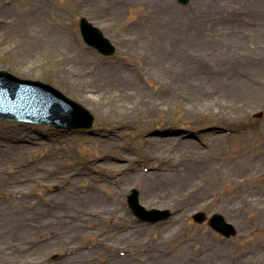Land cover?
Returning a JSON list of instances; mask_svg holds the SVG:
<instances>
[{"label":"rangeland","instance_id":"obj_1","mask_svg":"<svg viewBox=\"0 0 264 264\" xmlns=\"http://www.w3.org/2000/svg\"><path fill=\"white\" fill-rule=\"evenodd\" d=\"M0 5V20H15L0 38V70L53 85L95 118L83 131L0 122V264H264V0ZM80 17L110 40L113 57L82 42ZM183 135L200 155L181 194L171 179L100 183L126 177L129 164L156 165L146 140ZM6 145L22 148L10 159ZM87 176L103 185L92 196L100 199H83L93 192ZM131 190L171 218L139 223ZM198 211L221 215L236 235L194 223Z\"/></svg>","mask_w":264,"mask_h":264},{"label":"bare ground","instance_id":"obj_2","mask_svg":"<svg viewBox=\"0 0 264 264\" xmlns=\"http://www.w3.org/2000/svg\"><path fill=\"white\" fill-rule=\"evenodd\" d=\"M9 0H0L1 4L3 6H5V4L8 2ZM1 5H0V10H1ZM10 11V9H7ZM1 17V16H0ZM15 24V20L12 17H9L8 20H0V38L2 37L5 41L8 40L7 37H3L4 34H7V32H4L6 29L11 28L12 25ZM4 29V31H3ZM125 79H128V75H126L124 77V79H122V82L125 81ZM113 104V103H112ZM116 104V103H114ZM147 104V103H146ZM112 106V105H111ZM122 107L123 109H126V107L124 105H117V108ZM7 133H3L0 132V139L2 137H6ZM191 136V135H190ZM189 135H183L181 137H179V139H169V138H164L161 140H155V139H148L146 140V144L145 145V151L143 153V155L148 159V160H152V164L153 163H157L156 165H152L151 168L150 166L148 167V169H144V168H139L138 166L129 164L128 167L125 169V171H127V176L124 178H119L116 179L115 181L111 178H104V179H100V183L102 181V183L104 185H109V184H114L116 185H121L124 182L127 181V183H140L143 182L145 184H147V187L149 188L151 186L150 183H154L155 182V186H159L160 182L162 180L161 184L166 183L165 180H169L171 179L172 182H174V188L178 191L179 194H181L184 188V180H185V176H183V174L186 172V169H190L188 171L192 172L194 164L198 163L197 159L195 160L194 157H196L195 154L200 155V151H196L195 152V143L193 139H189L192 138ZM10 138V136H8V139ZM195 138V137H194ZM174 143L176 144H180L184 147H180L178 149H176V151L174 153H171V155H169V151L167 150V147H169L170 145H173ZM150 145H153L155 147H153L154 149H152L150 147ZM157 146V147H156ZM6 149L4 151L6 156L8 158H13L15 156H17V152L19 151L20 148H22V146H7L5 147ZM14 149H17L16 151H14ZM188 149V152H186V150ZM190 149H193L192 152H190ZM11 150V151H9ZM163 151L166 153V156H162L161 153H156L155 151ZM9 151V152H8ZM194 153V154H193ZM164 163V164H163ZM172 163V164H171ZM179 163H186V165L184 166V168H178ZM193 165L191 168L190 166ZM145 171V172H144ZM85 173H80V176H78L80 179H82V175H84ZM88 177V181H90L89 183H86V186H89L90 189H92L93 192L89 191V194L87 196H85L83 199H87V198H92L93 200H97L100 199L99 196H95L92 197L93 195L97 194V192H101L102 191V184H99L98 181L99 179H95L87 176ZM86 180V179H85ZM82 181V180H80ZM71 183V186L72 187ZM172 184V183H171ZM153 186V185H152ZM174 188H172L173 191ZM169 190V188H168ZM167 190V191H168ZM189 190V189H188ZM166 191V192H167ZM66 192V191H64ZM74 192V191H73ZM72 192V193H73ZM176 192V191H175ZM189 192V191H188ZM191 192V191H190ZM70 193V192H68ZM71 193V194H72ZM190 196V195H189ZM117 197V196H114ZM184 198L185 195H178V201L180 200V198ZM65 199H69L71 198L70 196H66L64 195ZM250 198V197H249ZM251 199V198H250ZM126 239H129V236H124ZM124 238V239H125Z\"/></svg>","mask_w":264,"mask_h":264},{"label":"water","instance_id":"obj_3","mask_svg":"<svg viewBox=\"0 0 264 264\" xmlns=\"http://www.w3.org/2000/svg\"><path fill=\"white\" fill-rule=\"evenodd\" d=\"M80 27H81L82 35H83L86 42L97 47L100 51L108 52L110 50V47L107 45L106 41L101 39L100 35L97 34L96 30L92 29L91 26L88 25L84 19L81 20ZM5 77H7L5 74L0 73V79H5ZM12 82H15V86H20V84H23L17 80H14ZM56 96L58 97L59 101L62 102L63 104H66L67 106L74 108V109L77 108L76 105L68 102V100L64 99L63 97L58 96V95H56ZM69 107H67L68 110L71 109ZM51 113L53 115L49 116L47 121L51 125L60 126L61 124L59 123L60 124L59 125L58 122L56 121L57 118L59 119V116H58L59 113L64 114V113H69V112H61V109L59 108V106L55 105L51 108ZM13 116L14 115H10V114H0V117L5 118V119H13ZM70 126H72V124L66 123V126H63V127L70 128ZM72 127H74V126H72ZM129 203L132 205V208L134 211L135 210L138 211L137 203H136L134 196H132L129 199ZM214 224L224 233H229V227L224 225L221 220H216L214 222Z\"/></svg>","mask_w":264,"mask_h":264}]
</instances>
